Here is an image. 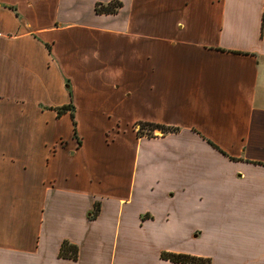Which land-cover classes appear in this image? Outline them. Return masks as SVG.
Instances as JSON below:
<instances>
[{
	"label": "crops",
	"instance_id": "1",
	"mask_svg": "<svg viewBox=\"0 0 264 264\" xmlns=\"http://www.w3.org/2000/svg\"><path fill=\"white\" fill-rule=\"evenodd\" d=\"M110 1L0 0V264H186L162 252L264 264V0L95 12ZM86 40L117 54L73 52ZM95 66L109 81L104 158L85 177L56 172L95 150L77 127L93 94L79 106L68 75L90 83ZM68 104L73 119L57 111ZM62 122L69 138L47 129ZM140 122L175 130L139 134ZM63 240L76 260L58 256Z\"/></svg>",
	"mask_w": 264,
	"mask_h": 264
},
{
	"label": "rangeland",
	"instance_id": "2",
	"mask_svg": "<svg viewBox=\"0 0 264 264\" xmlns=\"http://www.w3.org/2000/svg\"><path fill=\"white\" fill-rule=\"evenodd\" d=\"M84 49L86 50V55L94 56V58L98 62H101V63H104L108 58H110L111 56H116L117 54L116 50H112L108 48V44L102 42L96 45L94 43L89 42V40H86V42H84L82 45L75 46L73 48V52H76L79 55H81ZM60 51L62 52L65 51V47L63 44L60 46ZM91 72L94 73L92 77L94 79H92L93 82H90V83L85 82L82 78V73L76 70H73V69L70 70L68 72V75L73 79L71 81L76 83L78 90H82V94H85V96L78 95L77 103L79 106L84 107L85 104L83 103L88 98V94L89 93L93 94V104L92 105H94V111L90 112V114H84V110L81 108L83 111L78 114L80 122L77 125V127L79 126V132L81 130L82 133H84V135L82 136L88 143L87 150L95 149L96 151L92 150V152L88 154L89 155L88 161L85 160L83 153H81V155H77L76 158L74 157L73 159L64 161L61 164V166L57 167L56 172H58L59 168L61 167L63 170H71L74 172L78 171L81 174V176L85 177L89 175L90 170L93 173H97L98 172L97 167L101 164L102 158H104V153L101 151V149L98 150L97 147H98L100 136L101 134L103 135V131H101L100 129H102V126L106 127L108 124H104V122L106 123L109 120H106V121L100 120L102 119L104 115L101 112L100 113L98 112L100 110L99 108L103 107V105L100 103L103 97L100 94L108 90L107 88L109 86V81L103 79L104 76L102 75L103 70H101V67L95 66L92 68ZM82 85H85V88L81 87ZM91 115L94 121L97 122L98 124H93L92 122H86L87 119L85 118ZM66 124L68 123L62 122V124H55V125L48 124L46 126H47V129H49V131H52L53 128L56 127L60 133L64 134L65 137H68L69 127L66 126ZM92 125H93V129L91 127ZM136 127L138 129L141 128L139 124ZM140 133L150 134L151 131L147 130V127H146V129H141ZM75 137H77V140H78V136L75 135ZM89 164L91 166H89ZM51 172L53 173L54 170L51 169ZM202 244H203V241L197 242L195 249H200ZM189 249L190 250L194 249V245L189 244Z\"/></svg>",
	"mask_w": 264,
	"mask_h": 264
},
{
	"label": "trees",
	"instance_id": "3",
	"mask_svg": "<svg viewBox=\"0 0 264 264\" xmlns=\"http://www.w3.org/2000/svg\"><path fill=\"white\" fill-rule=\"evenodd\" d=\"M121 6V2L118 0H112L106 4L102 3H96L95 4V12L96 13H104V14H109V13H116L118 8ZM263 19H264V11H263ZM73 106L71 104L62 106L57 108L58 113H63L65 111H70L71 118L73 119L74 114H73ZM72 124L75 125V121H72ZM140 127L137 131V133L140 134L141 129H146L149 131L155 130V129H160L162 132H167V131H174L175 128L165 126L162 124H156V123H148V122H140L139 123ZM149 134V133H147ZM99 209L98 202L94 204V209H93V214L92 217H94L97 214V211ZM58 256L63 259H71V260H76L78 256V247L69 242L68 240H63L61 242L60 248H59V253ZM160 257L163 259L170 260L175 263H186V264H210V259L209 258H202V257H197L193 256L190 254H183V253H173V252H162L160 254Z\"/></svg>",
	"mask_w": 264,
	"mask_h": 264
}]
</instances>
